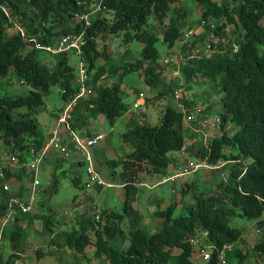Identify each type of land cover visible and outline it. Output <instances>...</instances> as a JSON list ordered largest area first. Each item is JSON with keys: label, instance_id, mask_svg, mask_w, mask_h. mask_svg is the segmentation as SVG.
<instances>
[{"label": "trees", "instance_id": "1", "mask_svg": "<svg viewBox=\"0 0 264 264\" xmlns=\"http://www.w3.org/2000/svg\"><path fill=\"white\" fill-rule=\"evenodd\" d=\"M194 1L200 7L205 29L197 40L200 43L213 33L218 42L211 41V53L206 55L196 51L195 42L186 41L181 46L182 60L178 69L188 84L197 79L218 82V87L212 88L221 94L220 135L209 137L206 143L202 139L190 145L184 136L185 115L172 105L158 114L155 124L144 119L143 122L130 121L123 134L124 142L131 147L130 152L121 159L104 157L103 161L109 168V177L114 182L119 180V185L125 189L122 213L111 211L104 222L80 215L70 230L59 233L53 232L56 212L39 215L44 231L52 236L50 243L55 251H50V255L58 256L60 251L72 254L74 261L65 264H82L77 260L85 258L90 262L94 257H104L108 264H169L172 260L176 264H192L193 241L204 233L208 236L202 242L208 245L219 249L233 246L226 254V264H248V255L235 248L244 236V229L232 227L230 221L241 217L264 228V0H223L219 4L214 0ZM95 3L104 9L91 20L90 26L84 20L76 22L77 18L89 13V5ZM182 4V0H0V78L16 76L30 89L29 94L17 97L0 94V146L7 147L8 154L18 158L21 165L26 164L30 150L41 151L47 143L35 115L45 106L52 86L60 85L64 89L62 98L66 105L74 97L76 70L70 63V55L57 54V63L51 69L39 57L45 50L36 47V43L43 47L53 46L65 35L85 33L82 59L90 73L95 71L92 81L96 95L80 99L69 120L75 130L82 129L90 119L96 120L100 115L113 128L125 116L130 106L124 101L126 87L122 78L131 72H140L143 81L158 92L148 98L147 104L162 103L177 85L167 84L162 77L165 68L159 62L161 55L157 44L161 41L171 49L184 37L178 25L186 19L188 11ZM107 14L112 15V20ZM171 14L176 17L165 23ZM151 18L159 27L147 28ZM17 26L25 32L24 36L16 30ZM229 27L239 32L233 38L227 34ZM14 30L16 32L10 33ZM108 35L120 36L126 46L134 42L142 44L140 58L134 62L121 59V65L115 66L116 61L111 62L98 47V39L105 40ZM131 57V51H126L125 58L130 60ZM100 59L106 60L103 66L97 64ZM107 63L111 64L107 67ZM121 71L118 82L108 87H95L106 73ZM186 105L189 112L196 107L193 103ZM205 112L208 114L210 110ZM191 124L197 125L196 122ZM229 125L236 126V132L230 134ZM193 132L189 142L198 134ZM183 148L197 161L228 162L223 169L228 172V178L217 183L216 193L202 191L198 181L183 180L177 191L180 198H175L168 208L153 213L162 222L154 233H149L142 226L141 213L133 206L138 186L146 173L167 178L169 167L175 163L173 157ZM102 153L105 154L102 150L98 155ZM75 167L71 182L77 188L86 189L87 182L83 184L80 175L81 172L87 174L84 161L77 160ZM25 174L27 168L22 167L6 173V180L20 181ZM58 183L55 178L54 192L59 190ZM23 193L21 189L2 190L0 225L9 200L22 199ZM188 196L192 197L191 203H185ZM178 209L181 214L175 216ZM29 214H16L4 227L2 239L9 242L12 254L7 260L0 255V264H12L22 255L26 233L23 221ZM126 221L127 230L123 227ZM121 237L129 243L126 249L116 247ZM91 248L92 254L89 253ZM176 249L180 250L179 254L174 253ZM252 250L264 259V238ZM43 253L38 250V257H43ZM59 261L62 262L61 256ZM207 264H219L216 252Z\"/></svg>", "mask_w": 264, "mask_h": 264}, {"label": "rangeland", "instance_id": "2", "mask_svg": "<svg viewBox=\"0 0 264 264\" xmlns=\"http://www.w3.org/2000/svg\"><path fill=\"white\" fill-rule=\"evenodd\" d=\"M96 1V0H95ZM216 3H222L223 0H214ZM232 2V0H229ZM182 5L186 7L188 11V15H186V19L179 23L178 26L182 29L184 33V37H182L173 48L168 49L161 41L157 44V47L160 51V64L162 67L165 68L163 72V79L167 84L175 83L177 86L171 92V94L163 100L162 103H156V107L152 104H146L141 102V106L135 114H131V118H120L113 129L109 126L107 122L103 124V122L98 121L94 124L88 122L82 129H78L81 133H95L98 131L103 132L106 134V143H102L100 146L103 148L102 150L105 154H101L96 156L94 152H100L99 145L93 149V157L95 158L94 161H99L98 164L95 162V167L98 173L100 174L101 178L107 183L111 184V187H103L102 193L96 190V187H92L90 189H81L74 186L71 182L72 177L74 176V171L72 170L76 168L77 156L74 155L73 157L69 158L64 152L61 151H54L49 150L48 157L46 160L41 164L40 170L37 174L38 179L41 182L39 192V196L37 198V205L35 210L29 214V217H25V221H23L25 233L24 239V250L20 258L16 261H20L23 264H65L64 262H71L74 261L72 259V254L70 252L64 253L60 251V255L52 256L50 255V251H55V247L51 245L50 241L52 236L44 231L43 228V221L40 219L39 215L44 212L49 214L51 211L56 212V215H62V218L58 221H54V231L55 233H59L63 230H70L72 226L75 224V220L80 215L89 217L91 220L96 221V217L99 215L101 217L102 222L106 215L111 212L115 211L118 213H122L124 207V199H125V189L123 186H119L117 180L114 182L110 177V171L107 166L104 165V157L105 159L111 160H118L122 157H125L127 153L130 152L131 147L128 143L124 142L123 134L127 132L128 126L127 122L130 120H135L136 118H143L145 122L150 124H155L156 117L159 112V108H164L165 105H172V107L177 108L180 111L183 109L188 110V105L186 103H193L195 104L196 109H202L203 114L200 115L199 119L197 120V125H185L184 129V136L187 142L191 139V131H200L203 135L201 139L207 140L209 137H218L220 135V129L213 128L212 124L219 118V112H222L221 106L219 105L221 94H217L214 92V86L218 87L217 83H212L209 80L202 81L201 79L194 80L193 83L188 84L185 78L180 73L178 67L182 60L181 54V46L188 41L189 43L195 42L196 44V51L203 52L208 48L211 41H216L214 38V34L211 33L205 40L199 43L197 39L204 33L205 29L203 27V22L201 21V12L200 7L194 0H182ZM96 4V3H95ZM95 4L89 5V17L92 20L96 19L100 12L96 11ZM98 4V3H97ZM175 5L173 6V8ZM106 17L109 20H112V15L107 14ZM171 17H176L175 15L171 14L165 23H168ZM80 18H77L76 22H79ZM159 27L157 22L151 18L147 28H156ZM17 30V29H16ZM10 31V33L16 32ZM158 31V30H157ZM193 32V36L188 40L185 39V36ZM236 29L234 27L228 28V36L234 37ZM160 36L161 34L158 33ZM99 40V49L101 51H105L106 56L109 58L114 57L115 60H111V62H115V66H120L121 59L125 58L123 56V51L128 48L130 49V45L126 46L122 44V38L116 35H108L105 40ZM198 41V42H197ZM57 43V42H56ZM104 43V44H102ZM137 45H140L139 42H134ZM133 52V51H132ZM211 51L209 52V54ZM110 54V55H109ZM135 59L140 58L139 53H133ZM70 56V63L72 66L75 67L77 73V67L79 63L78 57L74 56L73 54H69ZM41 60L51 69L54 68L55 64L57 63V56L41 51L39 54ZM171 59V65L166 66L165 60ZM104 60V59H103ZM106 63V60H104ZM103 63V61H101ZM98 64V63H97ZM111 64V63H110ZM107 63V67L110 65ZM122 71L118 74H111V76L107 79V83L109 85L114 84L120 80V75ZM140 72H131L123 76L122 81L124 87H126V93H124V101L132 107L133 103V96L135 91H143L144 94L148 98H150V94H153V88L148 86L145 82L143 83V77L141 76ZM219 81V80H218ZM213 87V88H212ZM178 89H183L188 95V99H176L175 98V91ZM29 87L17 79L16 76L10 75L6 79L0 78V94L6 97H17L22 95L29 94ZM62 88L60 85H54L51 88L49 95L45 98V106L39 110V112L35 115L37 122L39 124V128L43 134L47 133V139L51 135L53 129V121H57V118L60 117L61 108L65 107L66 101L62 98ZM130 93V94H129ZM210 113L206 114L205 111H209ZM205 112V113H204ZM145 113V114H143ZM205 114V115H204ZM136 116V118H135ZM136 119V120H137ZM205 119H210L208 122L204 121ZM142 121V119H140ZM201 121V125L199 124ZM143 122V121H142ZM95 128L97 130H95ZM238 128L234 125L228 126V132L233 134L236 132ZM61 132L64 133V127L61 126ZM201 134H196L195 138H199ZM206 135V136H205ZM65 145V142L63 143ZM2 146V145H1ZM0 146V147H1ZM99 149V150H98ZM1 151V150H0ZM67 159H66V158ZM196 157L190 156L191 161L195 163ZM174 159V164L169 167V176L174 177L173 180L169 182H164L163 176L155 177L151 174H144L142 176V183L139 185V193L137 196V200L134 202L133 206L137 209L142 215V226L145 228L149 233H154L156 229L161 224V220L154 217L153 213L160 209L164 210L168 208L171 202L176 198L179 199L180 195H178L179 186L182 184L183 180L189 181H198L199 187L202 191L209 192V193H216L215 187L220 180L224 177H227L229 174L225 170L215 171L210 170L207 168H201L199 171L193 174H185L180 176L182 173L186 171L184 167L188 165V159H183L181 154L177 153ZM61 160V162H59ZM98 165V166H97ZM0 166L11 167L12 169H16V167H21V164L18 166L17 161H12L10 157H1L0 158ZM183 168V170H182ZM79 169V168H77ZM119 171V170H118ZM65 172L66 174H64ZM33 174L27 172L23 176L20 181H16L14 179L12 183V190H22L24 191L23 197L26 196L28 198L29 191L31 189L33 183ZM83 184L88 181V176L84 172L80 173ZM178 176V177H177ZM55 178L58 179L59 185L57 187L58 192H54L53 183ZM78 195V199L75 200L74 197ZM192 197L188 196L185 199V203H191ZM181 214V209H178L175 213V216H179ZM55 215V216H56ZM32 220V222H30ZM230 225L232 227L243 228L244 229V236L243 238L235 245L237 250L242 251L244 254L248 255V264H264V259L257 256L253 253V246L264 238V228L260 226L257 222L248 221L241 217L232 218L230 221ZM124 229H128L127 221L123 224ZM90 234L94 237V233L90 232ZM123 238H119L117 241V248L126 249L129 243ZM38 250L44 251L43 257H38ZM89 253H93V248L89 249ZM175 254H179L180 250L176 249ZM199 250L195 247V251L193 253L191 262L192 264H207L209 261H206L202 256L199 254ZM12 254L10 249V244L8 241L2 239V243L0 244V255L4 257L5 260L9 258ZM62 257V262L59 261V257ZM82 264H108V260L104 257L102 258H93L90 262L87 259L82 258L77 260ZM169 264H176L174 260L170 261Z\"/></svg>", "mask_w": 264, "mask_h": 264}, {"label": "built area", "instance_id": "3", "mask_svg": "<svg viewBox=\"0 0 264 264\" xmlns=\"http://www.w3.org/2000/svg\"><path fill=\"white\" fill-rule=\"evenodd\" d=\"M96 6V11L100 12L104 8L101 7V5L98 3L95 4ZM80 20H84L87 26H90L91 24V17H89V13H86L82 17H80ZM204 26V22L202 24ZM18 31L21 32L22 36L25 35V32L20 28L16 27ZM85 33H76V34H69L60 37L53 46H48V47H43L40 46L39 44L36 43V47L39 49H43L46 52L52 53L54 55L57 54H73L74 56L78 57L79 63L77 67V73L74 79V86L76 88V93L72 99H70L65 106L63 112L61 113L58 121V126L56 129H54L47 139V143L45 146L41 149V151H37L35 148H32L30 150V158L28 162L24 165L19 166V159L9 155L8 154V148L1 146L0 147V158L1 157H10L12 161H17L18 166L16 169H12L11 167H5L0 166V195L2 190L5 192H14L12 189V183L15 178H11L9 180H6V173L8 172H15L16 170H19L22 167L27 168V172L30 174H33V183L31 186V189L29 191V194L27 195L28 198L26 199V196L23 197L22 199L19 198H12L9 200L7 204V209H6V216L5 219L1 221L0 225V244L2 243V232L4 230V227L13 219V217L16 214H28L32 213L35 210V207L37 205V198L38 194L41 191L40 185L41 182L38 179V172L40 170L41 164L46 160L48 157V152L49 150H54V151H61L64 152L66 155H76L77 160H82L85 163V168H86V173L88 176V181L86 184V188L90 189L92 187L96 186H102V187H111L112 185L107 184L100 176L98 171L96 170L95 167V161L93 157V149L101 144L102 142L105 141L106 135L103 133H91V134H84L81 133L80 131L75 130L69 123V120L72 118V115L74 113L75 108L78 105V102L80 99L88 98L92 95V90L89 88V80H90V71L88 68V65L84 62L82 59V55L84 53L83 49L86 45V40L84 38ZM193 36V32H190L185 36V39L188 40ZM211 51L210 45L208 48L205 50V54L208 55L209 52ZM234 51H238V46H234ZM172 62L171 59H166L165 63L169 64ZM64 93V89L61 91ZM139 98L141 100L145 99L144 93L139 94ZM175 98L176 99H183L186 98L188 99V95L183 89H178L175 91ZM141 106V102H135L133 104V108H139ZM183 113L185 115V121L188 125H191V123L197 122V120L200 118L199 116L203 114L202 109H196L194 108L190 112L186 109H183ZM205 115V114H204ZM210 119H205L204 121L208 122ZM201 125V121L199 123ZM220 124V119L218 118L212 125L213 128H218ZM61 126L64 127L65 132H61ZM198 134H201L200 131L196 130ZM201 134V138H202ZM206 136V135H205ZM200 140L199 138H194L189 144L192 145L194 143H198ZM208 140V139H207ZM205 138L204 142L206 143ZM65 142V145L63 143ZM179 154L183 157V159H188V165L184 167L186 171L182 173L180 176H183L185 174H193L201 168H207L210 170H215V171H221L227 166L228 162H219L217 164H210L208 161L203 160V161H191L190 156L186 152V148H183ZM183 170V168H182ZM228 173V172H227ZM178 177V176H177ZM174 178V177H173ZM171 177L165 178L164 182H169L170 180H173ZM228 178L224 177V181H226ZM62 218V215H57L55 220H59ZM96 221L99 222L101 221V217L98 215L96 217ZM208 234L204 233L200 235L197 239L193 241L195 247L199 250L200 256H202L206 261H210L214 255V252H216L218 259H219V264H226V254L230 251H232L233 246H225L223 249H219L215 246L208 245L204 242H202L203 238H207ZM12 264H23L20 261H15Z\"/></svg>", "mask_w": 264, "mask_h": 264}, {"label": "crops", "instance_id": "4", "mask_svg": "<svg viewBox=\"0 0 264 264\" xmlns=\"http://www.w3.org/2000/svg\"><path fill=\"white\" fill-rule=\"evenodd\" d=\"M98 42H99V40H98ZM102 44H104V43H102ZM98 46H99V43H98ZM142 47H143V45L142 44H140V45H137L136 43H133V44H131V47H130V49H128V48H126L124 51H123V56L126 54V51H131V54H132V57L130 58V60L128 59L127 60V62H134L136 59H135V57H134V54L133 53H141V51H142ZM100 50V49H99ZM101 51V50H100ZM133 51V52H132ZM110 55V54H109ZM111 60H115V58L114 57H111L110 58ZM101 61H103V63H101ZM105 61L103 60V59H100L99 61H98V66H103L105 63H104ZM94 74H95V71H93V72H91V74H90V80H89V83H88V85H89V88L92 90V95L90 96V97H92V96H95L96 95V91H95V89H94V85H93V76H94ZM141 74V73H140ZM111 76V74H109V73H106L105 75H103L100 79H99V81L97 82V84H96V86L95 87H108V86H111V85H109L108 83H107V79L109 78ZM142 76V75H141ZM143 83H144V81H143ZM127 91V90H126ZM126 91H125V93H126ZM153 94H150V98H152V97H154L155 95H157L158 94V92L156 91V90H153ZM140 93H144L143 91H135L134 92V94L133 95H131L130 93V96H133V98H134V100H133V103H135V102H143V104L144 103H146L147 104V97H146V95H145V99L144 100H141L140 98H139V94ZM90 97H88V98H90ZM148 105V104H147ZM167 105H165V107H166ZM154 107H156V106H154ZM165 107L163 108H159V112L160 111H162L163 109H165ZM137 110H139V109H134L133 108V105H132V107L130 106V110L125 114V116H123V118H127L129 115H133V114H135L136 112H137ZM143 114H145V113H143ZM160 114H161V112H160ZM128 118H131V116L130 117H128ZM135 118H136V116H135ZM59 118H57V121L55 122V121H53V123H52V125H53V127H52V129L54 130V129H56L57 128V126H58V120ZM137 119V118H136ZM135 119V120H136ZM140 119H143V118H138L137 120H139L140 121ZM98 121H101V122H103V124H105V122H106V120H105V117L103 116V115H100L96 120H93V119H90V121L89 122H91L92 124H94V123H96V122H98ZM130 121H132V120H130ZM117 123V122H116ZM130 122H127V126H128V124H129ZM116 125V124H115ZM113 129V128H112ZM95 130H97L96 128H95ZM96 133V132H95ZM97 133H103V132H100V131H98L97 130ZM193 134H195L194 132H193V130L191 131V139H192V137H193ZM106 135V134H105ZM45 136L47 137V133L45 134ZM190 139V140H191ZM102 143H106V140L104 141V142H102ZM101 143V144H102ZM188 143H190V142H188ZM100 144V145H101ZM99 145V146H100ZM97 148H100V150H102L103 148H101V146L100 147H97ZM99 150V149H98ZM95 153V155L96 156H98V152H94ZM67 156H69V158H71V157H73L72 155H67ZM66 158V157H65ZM67 159V158H66ZM96 162V161H95ZM119 186H122V185H119ZM139 187V186H138ZM96 190H98L99 192H101L102 193V191H104L103 189H101V190H99L97 187H96ZM78 197L79 196H77L76 198L74 197V199L75 200H77L78 199ZM159 219V218H158ZM161 220V219H160ZM161 222H162V220H161ZM127 243V242H126Z\"/></svg>", "mask_w": 264, "mask_h": 264}, {"label": "clouds", "instance_id": "5", "mask_svg": "<svg viewBox=\"0 0 264 264\" xmlns=\"http://www.w3.org/2000/svg\"><path fill=\"white\" fill-rule=\"evenodd\" d=\"M165 179V178H164ZM111 185V184H110Z\"/></svg>", "mask_w": 264, "mask_h": 264}]
</instances>
